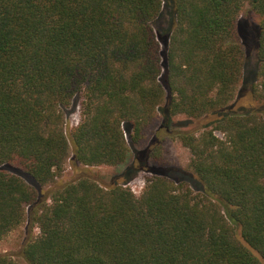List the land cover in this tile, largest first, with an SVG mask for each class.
Returning a JSON list of instances; mask_svg holds the SVG:
<instances>
[{
  "label": "trees",
  "instance_id": "trees-1",
  "mask_svg": "<svg viewBox=\"0 0 264 264\" xmlns=\"http://www.w3.org/2000/svg\"><path fill=\"white\" fill-rule=\"evenodd\" d=\"M244 11L258 17L252 66ZM240 86L260 107L230 109ZM151 135L158 165L168 138L190 151L197 192L162 173L137 195L89 173ZM67 160L79 173L57 184ZM28 212L27 264H264V0H0V240Z\"/></svg>",
  "mask_w": 264,
  "mask_h": 264
},
{
  "label": "rangeland",
  "instance_id": "rangeland-1",
  "mask_svg": "<svg viewBox=\"0 0 264 264\" xmlns=\"http://www.w3.org/2000/svg\"><path fill=\"white\" fill-rule=\"evenodd\" d=\"M170 16L167 14V10L165 8V14L154 21V27L156 33L158 35V39L160 41L161 53H162V61L163 64L166 63V55L168 50V34H164L163 30L166 29L169 25ZM240 24H241V35L243 38L244 45L246 46L247 57L251 61V66L255 64V49H256V36L258 27V17L252 12L244 11L240 16ZM81 98L77 96L72 103L65 109L66 112V124L65 129L68 135H70L72 129L79 123L81 119ZM250 108V107H260L259 104L254 100L249 89L244 86H240L234 102L231 104L230 109H242V108ZM159 122H164L163 116L160 114ZM187 117L180 115L173 118V124L175 126H184L186 128L193 129L196 126H200L204 121L199 120H189V122H185ZM174 126V125H173ZM127 131V129H126ZM129 138V133H126ZM154 136H149L143 143L133 146L131 143V147H134L132 159L125 165L121 166H94L89 167V173L103 186H110L116 183H125L128 185L137 195H140L147 179L155 176L166 174L169 177L177 180L178 182L186 181L189 183L195 192L199 185L194 179V175L191 176L192 171L189 169V162L191 158L190 151L183 146V144L178 140H173L171 138L166 139L165 141V150L163 155L166 156L167 165H158L147 158L148 148L150 146V142ZM147 150V152H146ZM134 166L137 171L135 175L129 180H126L127 170ZM79 171H75L72 167L70 160H67L65 165V170L61 174V176L57 177L56 183L61 184L68 182L74 179ZM21 174V173H20ZM29 183L36 185L33 181L22 175ZM50 188V186H44L43 192ZM196 189V190H195ZM39 229L34 228L33 232H31L30 227V216L29 212L27 213L25 222L19 226L18 228L12 230L8 235H6L2 240H0V255L1 254H12L16 259L21 261L23 264H27L23 261L19 254L23 246L28 241L31 233L34 235L38 234Z\"/></svg>",
  "mask_w": 264,
  "mask_h": 264
}]
</instances>
